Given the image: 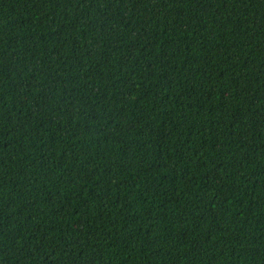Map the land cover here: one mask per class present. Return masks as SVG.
Masks as SVG:
<instances>
[{
  "label": "trees",
  "instance_id": "16d2710c",
  "mask_svg": "<svg viewBox=\"0 0 264 264\" xmlns=\"http://www.w3.org/2000/svg\"><path fill=\"white\" fill-rule=\"evenodd\" d=\"M0 264H264V0H0Z\"/></svg>",
  "mask_w": 264,
  "mask_h": 264
}]
</instances>
